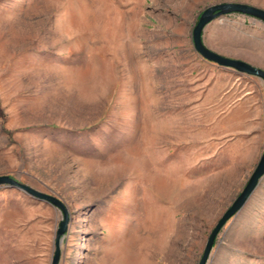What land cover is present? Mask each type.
Wrapping results in <instances>:
<instances>
[{
  "label": "rangeland",
  "instance_id": "rangeland-1",
  "mask_svg": "<svg viewBox=\"0 0 264 264\" xmlns=\"http://www.w3.org/2000/svg\"><path fill=\"white\" fill-rule=\"evenodd\" d=\"M223 3L264 9L0 0V176L65 204L59 264H199L264 154V81L228 74L193 45L202 13ZM203 42L264 70L255 17L223 15ZM63 220L1 185L0 264H51ZM207 264H264V176Z\"/></svg>",
  "mask_w": 264,
  "mask_h": 264
},
{
  "label": "water",
  "instance_id": "water-1",
  "mask_svg": "<svg viewBox=\"0 0 264 264\" xmlns=\"http://www.w3.org/2000/svg\"><path fill=\"white\" fill-rule=\"evenodd\" d=\"M231 13H241L245 15H249L255 17L264 23V9L247 5L241 3H223L211 6L207 10H205L199 21L195 25L193 29V45L196 52L205 60L214 63L221 67H226L233 69L239 73L256 76L261 78L264 81V70L258 67H255L248 62H245L241 59L230 58L223 56L219 53H216L209 49L203 42V31L205 27L212 22L213 20L227 14ZM264 176V154L262 155L255 171L253 172L252 176L250 177L246 187L240 194V196L235 200V202L231 205V207L222 215L218 223L215 225L208 241L204 249L203 256L199 262V264H207L211 250L215 244V240L221 229L224 225L233 217L235 216L247 203L248 199L255 191L256 187L258 186L260 180ZM7 185L16 189H19L28 195L50 203L59 209L62 210L64 213V220L61 222L59 229L56 233L55 238V253L52 259L51 264H59L61 258V239L62 236L67 231L68 227V211L66 209L65 204L60 201L58 198L37 191L32 187L21 183L19 180L12 178L8 175L0 176V186Z\"/></svg>",
  "mask_w": 264,
  "mask_h": 264
},
{
  "label": "crops",
  "instance_id": "crops-1",
  "mask_svg": "<svg viewBox=\"0 0 264 264\" xmlns=\"http://www.w3.org/2000/svg\"><path fill=\"white\" fill-rule=\"evenodd\" d=\"M208 63H210V64H212V65H216V64H214V63H211V62H209V61H207ZM217 66V65H216ZM229 71H227V73L228 74H230V75H237L238 77H240L241 76V74H243V73H239V72H237V71H235V70H233V69H229V68H227ZM242 100V99H241Z\"/></svg>",
  "mask_w": 264,
  "mask_h": 264
}]
</instances>
